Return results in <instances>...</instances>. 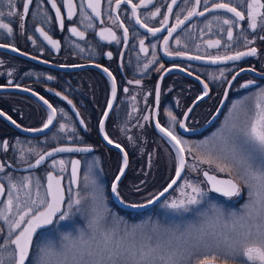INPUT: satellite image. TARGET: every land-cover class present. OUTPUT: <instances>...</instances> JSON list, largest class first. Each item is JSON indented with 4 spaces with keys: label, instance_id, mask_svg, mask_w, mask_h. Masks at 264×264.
Instances as JSON below:
<instances>
[{
    "label": "flooded vegetation",
    "instance_id": "flooded-vegetation-1",
    "mask_svg": "<svg viewBox=\"0 0 264 264\" xmlns=\"http://www.w3.org/2000/svg\"><path fill=\"white\" fill-rule=\"evenodd\" d=\"M55 2L60 8L63 26L50 0H33L23 19L25 0H12L14 9L9 8V0H0V12L4 13L0 22L12 28L11 33L0 29V45H3L0 47V113H3L0 115V163L5 165V171L0 172V183L5 186L4 194L0 196V213L7 215L9 194L14 200L9 223L17 218L18 211L28 207L35 210L32 201L36 199V189L39 188L40 198H45L49 173L62 177L65 206L73 195L79 193L82 208V201L86 204L89 196L82 186L83 170L87 165L88 170L97 168L102 174L94 186L101 199L106 200L109 213L131 220L166 214L164 203L187 174L197 175L201 171L203 177V171L207 170L202 169L197 160V168L193 170V162L186 152L181 179L158 203L145 211H131L121 207L117 199L123 204H147L175 177L178 164L173 175L171 164V148L174 146L161 128L172 131L179 140H197L227 118L238 96H246L250 90L264 84V78L249 72L252 69L264 74V39H260L264 36V17H257L255 31L249 27L246 3L250 0H200L198 6L195 0H176L175 4L172 0H131V3L122 0L119 7L118 0H99V16L88 7L89 0H71L74 6L71 19L68 18L66 0ZM220 2L244 11L245 20L238 21L226 10L215 9L214 5ZM92 3L96 4L97 0ZM133 4L136 5L135 11ZM193 9L203 15L189 18L188 12ZM9 10L16 14L8 16ZM178 18L182 21L179 24ZM225 19L236 23L224 24ZM72 28L82 32L84 38L74 35ZM148 28L160 31L153 33ZM40 29L59 42L58 49L41 35ZM104 30L114 33L115 39L109 32L101 38L100 33ZM229 30L231 40L227 37ZM216 41L220 42L218 47L209 46L210 42ZM253 47L257 50L256 56L224 59ZM216 57L221 59L213 63ZM238 73L241 74L231 85L215 124L199 134L184 133L180 128L183 122L186 131L190 132L210 121L223 101L228 84ZM245 84L249 86L244 87ZM204 85H207L206 96ZM201 96L203 99H199ZM52 109L56 110L52 124L45 128ZM173 116L175 121L171 119ZM26 129L39 133L28 135L24 133ZM105 135L111 144L120 145L127 153L128 165L117 187L119 197L111 187L123 167L124 153L111 146L104 139ZM3 142H7V149ZM76 145L91 150L83 154L61 153L39 167H28L35 163L36 153L45 154L60 146ZM19 149L24 150L23 159ZM196 154H199L198 150ZM77 158L81 163L78 182L71 175L72 163ZM53 160L57 164L63 160L64 170L54 168ZM26 178L32 181L31 190L22 186ZM11 183L18 185V192L11 189ZM211 193L222 199L233 198ZM79 214L81 212L66 221L54 220L50 227L38 233L33 248L43 235L72 230ZM9 223L0 218V242L8 239ZM216 262L239 264V260L221 258Z\"/></svg>",
    "mask_w": 264,
    "mask_h": 264
},
{
    "label": "snow or ice",
    "instance_id": "snow-or-ice-1",
    "mask_svg": "<svg viewBox=\"0 0 264 264\" xmlns=\"http://www.w3.org/2000/svg\"><path fill=\"white\" fill-rule=\"evenodd\" d=\"M32 2L33 0H25L21 19L28 15L29 5ZM66 2L69 5L68 18L71 19L74 6L71 4V0H66ZM119 2H122V0H118L117 7H119ZM127 2L131 3V0H127ZM50 3L52 8L56 10V16L60 18L61 26H63L60 8L57 7L55 0H50ZM172 3L175 4L176 0H172ZM195 4L198 6L200 0H195ZM98 6L99 0L96 4L89 0L88 7L96 12L97 16L100 14L97 10ZM9 8H15L12 0H9ZM132 8L135 11L136 5L133 4ZM214 8L226 10L238 21L245 20V12L238 11L237 7L230 6L228 3H217ZM246 9L250 18L249 27L255 31L257 17H264V11H262L264 10V2L250 0L246 3ZM15 14L13 10H9L7 13L8 16ZM3 15L4 13L0 12V17ZM193 15H203V12H197L195 9L188 12L189 18ZM137 22L139 23L138 18ZM181 22L178 18L177 23ZM223 23L232 25L236 21L225 19ZM144 27L147 26L144 25ZM0 29H6L9 33L12 32V28L7 23L0 22ZM39 31L54 48H59L58 41L52 40L42 29ZM148 31L154 33L160 31V29L148 28ZM71 32L81 39L84 38V34L78 32L76 28H72ZM105 32H109V35L115 39V34L109 30L102 31L100 33L101 38H104ZM127 33L128 30L125 28V38H127ZM227 37L229 40L232 39L230 30L227 32ZM260 39H264V36H261ZM167 43V40H165V44ZM219 43V41L210 42L209 46L218 47ZM142 45L143 41H141ZM0 47H3V45H0ZM142 50L146 51L143 48ZM108 55L110 57L111 53ZM256 55L257 50L253 47L249 51L238 52L224 59L238 60L244 56ZM192 58L199 59V57ZM220 59L216 57L212 62H218ZM105 72H107V69H105ZM108 75L111 76V73H108ZM137 83L139 82L137 81ZM248 86V84L244 85V87ZM204 88V96H206L208 94L207 85H204ZM158 95L157 92V97ZM113 98H115L114 78ZM199 99H203V96ZM261 101H264V90H261L259 99L250 114H246L247 119L244 125L226 124L221 134L222 147L218 149L206 148L200 157L195 158L199 160L200 164H207L209 168L214 166L219 172H227L229 178L220 179L216 175L210 174L208 170H204L203 176L209 185L208 191H205L199 183L185 180L183 187L180 189V198L164 203V208L170 210L174 217H182L184 213L192 212L196 219L190 221L181 219L179 222L172 219L166 220L164 223L158 221L148 232L142 231L141 227H135L131 230L124 228L118 231L116 227L111 229L105 227V218L93 208L91 215L88 217L87 229H80L75 235L71 233L64 235L58 244H52L42 238L41 241L37 242L34 250L33 237L38 230L52 225L54 220H57V222L66 221L75 213L84 211L80 207L79 193L73 195L65 206L64 189L61 186L62 177L58 178L49 173L47 175L45 198H40L39 188H37L36 199L32 201L36 206L35 210L28 207L18 211L17 218L10 223L8 217L12 214L14 200L13 196L9 194L6 205L7 215L0 213V218L9 223L8 239L0 242V264H5L6 260L8 264H26V262L27 264H215L218 258L225 261L239 259V264H264V102ZM45 103L47 104V101ZM69 103L71 102L69 101ZM48 107L51 108L52 106L48 105ZM108 107L110 109L111 104ZM233 107L235 108L236 105H233ZM55 111V109H52V115L49 116L47 123L44 125L45 128L52 124ZM0 115H3V113H0ZM169 115L171 116V114ZM9 119L11 118L9 117ZM171 119L175 121L176 118L173 116ZM12 123L15 124L16 122L12 121ZM180 126L184 127V124L181 123ZM157 127H159L158 124ZM63 128L64 126L61 125V130ZM101 128H103L102 124ZM160 130L176 141L177 145L181 144V140L177 139L172 131L165 128ZM35 131H40V129ZM104 139L109 144L112 143L107 135L104 136ZM3 147L7 149V142H3ZM116 147L119 148L120 145H116ZM90 150L89 148L59 147L54 149V152H87ZM19 151L21 152L20 158L23 159L24 150L19 149ZM121 151L123 152V149ZM188 151L190 152L191 148ZM54 152L36 153L35 163L29 164L28 167H39L47 157H52ZM177 152L178 167L175 179L171 180L163 191L149 199L147 204L128 203L127 207L135 210L156 204L177 183L186 165L183 155L184 148H178ZM78 165L79 161L72 163L71 175L74 180L77 178ZM127 165V153H124L123 167L111 187L112 192L117 197L120 195L117 185L120 182V177L124 175V169L127 168ZM52 166L54 168L59 167V170L63 171L64 161L61 160L57 164L53 160ZM191 168L196 170L197 165L193 163ZM3 171H5V165L0 163V172ZM237 181H242L248 189V202L244 205L243 212H233L225 216L220 209L213 205L212 215H209L208 212L200 208L208 192L220 193L224 197L239 196L242 189ZM10 186L12 190L19 191L16 183H11ZM22 186L31 190V179L26 178L22 182ZM68 190L71 192V187ZM139 190L137 187V191ZM4 192L5 186L0 183V196ZM47 197H50V199ZM16 199H19V197L17 196ZM30 253L33 254L31 260L29 259Z\"/></svg>",
    "mask_w": 264,
    "mask_h": 264
},
{
    "label": "rangeland",
    "instance_id": "rangeland-1",
    "mask_svg": "<svg viewBox=\"0 0 264 264\" xmlns=\"http://www.w3.org/2000/svg\"><path fill=\"white\" fill-rule=\"evenodd\" d=\"M261 90H264V84L258 88L252 89L249 91L248 95H240L236 99V107L232 108L229 112L227 118L220 123L214 125L213 129L209 131L207 134L203 135L202 137L198 138L197 140H189V139H180L181 145L183 146L185 152L188 154L189 159L191 158L192 162L195 163L197 160L198 164L202 166V169H207L219 176L229 177L227 172H219L213 166L209 168L207 164H200L198 158L201 154L205 151L206 148H220L222 147V140L221 134L222 131L225 129L226 124L236 123L238 126H242L246 122V114H250L251 110L254 108L257 100L259 99V95ZM264 102V101H261ZM191 148L189 152L188 149ZM197 150L199 154L197 155ZM171 164L173 168L172 175L175 173L174 169L178 164V152L177 149L174 147L171 148ZM180 183V185L175 189L173 193H171L170 198L168 201L172 199H179L180 198V189L184 185V181L188 180L193 183H199L205 191H208V185L205 182V179L200 175L201 171L197 172V175H189ZM101 172L97 168L94 169H87L84 167L83 175H82V186L87 189L89 196L86 197L88 200V210H87V203L82 201V209L84 210L81 214L77 215L75 218V223L72 228L67 233H60V232H52L51 234H46L39 237L38 241H41L44 238L45 241L51 242L52 244H58L60 240H62L63 236L71 233L75 235L80 229H87L88 226V217L91 215L92 209L95 208L104 218H105V227L111 229L112 227H116L119 231L120 229L127 228L131 230L135 227H141L142 231L148 232L156 222L164 223L166 220L176 219L177 222L183 219L186 221L194 220L196 217L192 212L184 213L182 217H174L173 214L168 209L166 210V214H162V216H144L143 218L131 220L121 215L109 213L108 204H106V200L101 199L97 187L94 186L96 181H100L101 179ZM234 177V174H233ZM241 185V194L239 196H235L230 199H222L220 197H215L211 192H208L207 197L204 200V203L200 205V208L212 215V206L215 205L216 208L220 209L225 216L230 213H241L244 211V205L248 202V189L244 186L242 181H237ZM35 243V247L37 242ZM33 258V254L31 255L30 260ZM232 260H239V259H232ZM5 264H8L7 260Z\"/></svg>",
    "mask_w": 264,
    "mask_h": 264
},
{
    "label": "water",
    "instance_id": "water-1",
    "mask_svg": "<svg viewBox=\"0 0 264 264\" xmlns=\"http://www.w3.org/2000/svg\"><path fill=\"white\" fill-rule=\"evenodd\" d=\"M81 68H83V67H81ZM76 69H80V68H76ZM249 72H253V73H254L255 75H257L258 77H260V78H264V74H263V73H259V72L255 71V70H252V69H249ZM240 74H241V73H238L235 77H233L232 80L230 81V83L228 84V86H227V90H226L225 95H224V98H223V101H222L221 105L219 106V108L217 109L216 113H215L214 116L210 119L209 122H207L206 124H204V125H203L202 127H200L199 129H197V130H195V131H190V132H189V131H186V129H185V123L183 122L184 127H181V126H180L181 130H182L184 133L188 134V135H193V134H199V133L205 132L206 130H208L209 128H211V127L215 124V122L217 121L218 117L220 116V114H221V112H222L223 106H224V104H225L226 96H227V94H228V91H229L231 85L233 84V82L235 81V79H236ZM196 103H198V101L195 102V103L193 104V106H194ZM193 106L191 107V109L193 108ZM24 133H26V134H28V135H37L39 132H33V131H29V130H27V131L24 130ZM170 139H171V137H170ZM171 141H172V143H173V146H174L176 149H178V148H183V146H182L181 144L177 145V144H176V141H174V140H172V139H171ZM110 145L113 146L114 148H116L117 150H120V151H121V149H123L122 147L117 148L116 145H113V144H110ZM60 147H68V148H87V147H84V146H78V145H76V146H60ZM57 148H59V147H57ZM54 149H56V148H54ZM54 149H52V150H50V151H47V152H54ZM47 152H46V153H47ZM121 152H122V151H121ZM61 153H67V152H54V155H53L52 157H54V156H56V155H58V154H61ZM75 153H76V154H83V153H87V152H75ZM123 153H125L124 149H123ZM183 155H184L185 160H186L185 151L183 152ZM52 157H47V158L45 159L44 162H46L48 159H50V158H52ZM76 161H79V165H78V167H77V178L75 179L76 182H78L79 177H80L81 163H80V160H79L78 158L76 159ZM44 162H43V163H44ZM43 163H42V164H43ZM42 164H41V165H42ZM124 170H126V168H125ZM184 170H185V168H184ZM184 170H183V172H184ZM183 172H181V177H182V175H183ZM209 172H210V171H209ZM124 173H125V171H124ZM210 174L216 175V176H217L218 178H220V179H228V178H229V177L219 176V175H217V174H215V173H213V172H210ZM123 176H124V175H123ZM123 176L120 177V181H121V179L123 178ZM203 177H204V176H203ZM173 179H175V177H174ZM180 179H181V178H180ZM180 179H179V180H180ZM204 179H205V177H204ZM179 180H177V183L179 182ZM177 183H176L175 185H173L172 188L169 189L168 192L165 193V196H166L167 194H169V193L175 188V186L177 185ZM208 186H209V185H208ZM117 187H118V185H117ZM213 193H215V192H213ZM215 194L224 197V196H223L222 194H220V193H215ZM165 196H164V197H165ZM162 198H163V197H161V199H162ZM161 199H160V200H161ZM117 202H118V204H119L121 207H123L124 209H128V210H131V211H145V210L149 209L150 207H152L153 205H155V204H153V205H147V206L144 207V208H141V209H135V210H134V209H131V208L127 207V206H126L127 204H123L119 199H117ZM158 202H159V201H157L156 203H158ZM50 226H51V225H48V226H46L45 228H48V227H50ZM45 228H43V229H45ZM41 230H42V229L38 230L37 233H36V235L33 237V243H34V240H35V238L37 237L38 233H39ZM26 264H27V262H26ZM215 264H223V263H219V262H216V261H215Z\"/></svg>",
    "mask_w": 264,
    "mask_h": 264
}]
</instances>
